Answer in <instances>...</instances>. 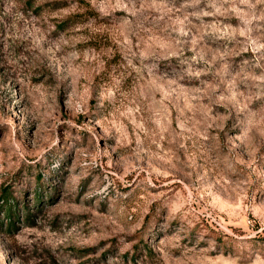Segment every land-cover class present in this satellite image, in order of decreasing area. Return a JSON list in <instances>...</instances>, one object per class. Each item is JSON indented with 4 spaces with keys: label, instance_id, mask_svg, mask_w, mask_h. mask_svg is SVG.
<instances>
[{
    "label": "rangeland",
    "instance_id": "rangeland-1",
    "mask_svg": "<svg viewBox=\"0 0 264 264\" xmlns=\"http://www.w3.org/2000/svg\"><path fill=\"white\" fill-rule=\"evenodd\" d=\"M0 264H264V0H0Z\"/></svg>",
    "mask_w": 264,
    "mask_h": 264
}]
</instances>
